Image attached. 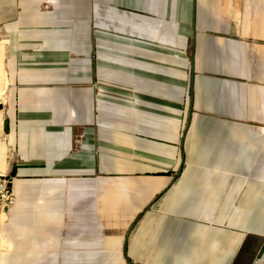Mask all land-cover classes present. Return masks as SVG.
Returning <instances> with one entry per match:
<instances>
[{"label": "crops", "instance_id": "obj_1", "mask_svg": "<svg viewBox=\"0 0 264 264\" xmlns=\"http://www.w3.org/2000/svg\"><path fill=\"white\" fill-rule=\"evenodd\" d=\"M48 1L0 0V264H264V0Z\"/></svg>", "mask_w": 264, "mask_h": 264}, {"label": "built area", "instance_id": "obj_2", "mask_svg": "<svg viewBox=\"0 0 264 264\" xmlns=\"http://www.w3.org/2000/svg\"><path fill=\"white\" fill-rule=\"evenodd\" d=\"M13 177L0 173V207L12 209L16 205V196L13 192Z\"/></svg>", "mask_w": 264, "mask_h": 264}, {"label": "rangeland", "instance_id": "obj_3", "mask_svg": "<svg viewBox=\"0 0 264 264\" xmlns=\"http://www.w3.org/2000/svg\"><path fill=\"white\" fill-rule=\"evenodd\" d=\"M55 2H56V0H49L48 1V6L51 8L53 6V4H56Z\"/></svg>", "mask_w": 264, "mask_h": 264}]
</instances>
